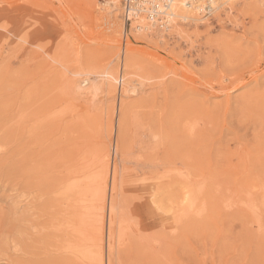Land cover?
Wrapping results in <instances>:
<instances>
[{
  "label": "rangeland",
  "instance_id": "rangeland-1",
  "mask_svg": "<svg viewBox=\"0 0 264 264\" xmlns=\"http://www.w3.org/2000/svg\"><path fill=\"white\" fill-rule=\"evenodd\" d=\"M229 4L136 37L122 0H0V264H264V0Z\"/></svg>",
  "mask_w": 264,
  "mask_h": 264
},
{
  "label": "bare ground",
  "instance_id": "bare-ground-1",
  "mask_svg": "<svg viewBox=\"0 0 264 264\" xmlns=\"http://www.w3.org/2000/svg\"><path fill=\"white\" fill-rule=\"evenodd\" d=\"M228 1L230 2V4H232L233 0H163L162 2H159L157 0L153 4H151V6L146 7L143 3V0H137V1L122 0V18H123L125 27L126 25H129V26L131 25L130 33L133 35H136V37L137 36L139 37V35L145 34V31L149 29L150 25L152 27H158L161 30L167 31L172 24V20L174 22L173 18H178L179 20H185L186 18H191V17L194 19H198L197 11H200V9L205 14H210V12L212 11L214 7L218 8L220 5H224L226 3L228 4L229 3ZM125 10L128 11L129 14H126ZM127 16L129 17V20H130L129 24H126ZM144 20H145V23L144 24L142 23L143 25L141 23H137V24L134 23V22H141ZM83 82L88 83V79L85 78ZM89 89L90 88H87L86 90L89 92L90 91ZM132 94H133V91H132ZM107 155L109 154L107 153ZM107 155H102L100 160H98L97 166L98 168H100L99 171H96L95 175L93 174L92 177L88 176V179H86L85 181L86 183L89 184L90 187L94 189V196H95V199L97 200L96 201L97 204L94 208L95 210L92 213L98 216H99L100 211H102L103 209L104 199H105L106 181H107L106 179H107V172L109 168L107 165V159H106ZM178 175L182 177L183 174L182 172H178ZM195 210L198 211V207ZM99 217L101 218V216ZM101 221L99 222L101 223ZM91 245H92L91 252L93 253L91 256V263L92 264H102L103 255H102V249H101V238L100 237L95 238L92 241Z\"/></svg>",
  "mask_w": 264,
  "mask_h": 264
},
{
  "label": "built area",
  "instance_id": "built-area-1",
  "mask_svg": "<svg viewBox=\"0 0 264 264\" xmlns=\"http://www.w3.org/2000/svg\"><path fill=\"white\" fill-rule=\"evenodd\" d=\"M125 1V0H124ZM135 1H137V0H135ZM155 1H157V0H143V3H144V5L146 6V7H149V6H151V4H153ZM159 2H162L163 0H158ZM166 3V2H165ZM127 5H128V3H127ZM126 11V10H125ZM126 14H129V12L128 11H126ZM129 22H130V20H129V17L127 16L126 17V24H129Z\"/></svg>",
  "mask_w": 264,
  "mask_h": 264
}]
</instances>
